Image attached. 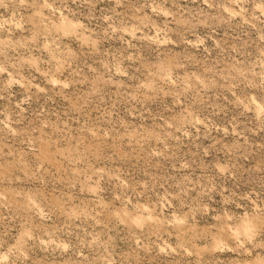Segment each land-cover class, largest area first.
Listing matches in <instances>:
<instances>
[{
  "label": "rangeland",
  "instance_id": "1",
  "mask_svg": "<svg viewBox=\"0 0 264 264\" xmlns=\"http://www.w3.org/2000/svg\"><path fill=\"white\" fill-rule=\"evenodd\" d=\"M0 264H264V0H0Z\"/></svg>",
  "mask_w": 264,
  "mask_h": 264
}]
</instances>
